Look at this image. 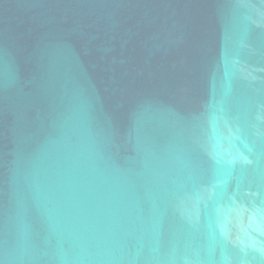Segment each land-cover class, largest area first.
<instances>
[{
  "label": "water",
  "instance_id": "95a60500",
  "mask_svg": "<svg viewBox=\"0 0 264 264\" xmlns=\"http://www.w3.org/2000/svg\"><path fill=\"white\" fill-rule=\"evenodd\" d=\"M0 264H264V0H0Z\"/></svg>",
  "mask_w": 264,
  "mask_h": 264
}]
</instances>
